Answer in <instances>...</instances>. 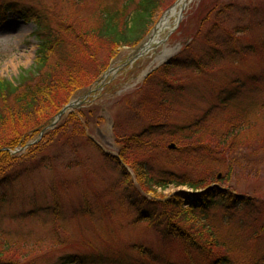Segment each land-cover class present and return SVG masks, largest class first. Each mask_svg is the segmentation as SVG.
<instances>
[{
  "label": "rangeland",
  "instance_id": "obj_1",
  "mask_svg": "<svg viewBox=\"0 0 264 264\" xmlns=\"http://www.w3.org/2000/svg\"><path fill=\"white\" fill-rule=\"evenodd\" d=\"M86 1L84 11L83 6L80 11L84 16L90 15L96 20L101 7L123 10L124 18L125 14L127 16L136 9L140 0ZM178 1H159V8L152 16V30ZM82 2L84 0H0V77L16 82L24 70L34 67L40 42L44 40L40 36L42 30L39 23L44 26L53 24L50 29L55 34L73 16L77 5L81 6ZM96 2H100L99 7ZM256 3H260V0H186L181 22L178 23L179 17L174 15L169 29L159 37L161 43L154 44L149 52L137 57L140 44L132 47L122 45L118 49L119 53L109 61L108 71L106 69L102 73L105 75L104 80L93 87L94 92L90 95L93 96L86 99L83 97L85 101L81 100L82 103L73 108L72 112L80 110L78 118L82 122L73 123L68 128L62 142L69 140V143L62 147L56 140L58 136H55L51 152L42 154L38 157L40 159L33 161L38 162L42 158L43 162L55 161L59 164L57 169L51 172L42 165L32 176L22 178L15 184V191L11 189L6 202H0V243L16 249V252L8 253L15 255V261L59 264L61 258L70 254L89 256L100 251L107 259L113 255L126 257L133 254L132 258L142 259V264L179 262V258H182L180 247H165L160 238L161 234L152 226L153 222L142 220L138 211L127 201L118 199V192L124 191L123 178L131 179L134 186L138 183L134 178L135 166L139 161L133 164V169L122 157L130 138L127 135L146 129L151 121L147 115L151 111L163 119L169 116L167 123L170 122L171 130L181 124H193L202 114H207L208 121L213 115L216 120H228L231 115L228 110L219 106L218 97L225 78L230 76L246 80L255 75L259 81L252 84L251 93L243 94L242 98L254 99L255 107L262 103L264 52L258 56L232 55L231 52L228 57L220 55V43L215 46V41L224 37V31L235 25H243L240 19L246 18L245 14H241L246 8L244 6L254 7ZM229 5H232V11ZM220 10L224 15H218ZM228 13L233 14L234 20ZM172 30L175 31L171 33ZM151 36L150 32L144 40H149ZM247 38L244 43L246 46L250 41L263 44L264 29H254ZM168 51L171 53L165 56ZM222 51L225 53V50ZM211 56H215L217 60L224 57L214 70L210 69L213 65L202 72L199 69L196 72L187 66V70L183 68L184 60L189 59L192 64L201 57L207 62ZM177 58L182 63L177 68H172L174 66L171 65ZM110 70L112 71L109 72ZM214 82L216 88L212 90L210 83ZM163 88L170 91L167 94L173 106H164L161 103ZM253 110L250 116L251 120L255 119L251 123L253 125L249 127L246 135L240 136V141L248 139L257 149L259 144H264V111H256L254 107ZM216 120L211 121L209 126L222 124ZM73 126L79 128L78 134L71 132ZM41 132L34 133L19 146L11 148V153H26L31 146V139L38 141L37 143L42 141L44 134L41 135ZM188 136L201 139L200 135L192 133ZM88 137L93 140L92 144ZM174 138L177 137L174 135ZM166 140L168 139L164 141ZM204 141L207 145L203 144L201 149L198 147L197 155L202 157L206 152L204 146H207L209 152L211 151L205 156L208 165L212 150L219 144L209 138H204ZM168 148L176 152L172 154L175 160L185 158L180 155L181 150L176 151L177 148H171L170 145ZM56 155L60 161L55 159ZM72 163L83 165L74 168V172L62 169L63 165ZM251 164L248 170L251 174L245 171L246 175L238 177L232 183L219 185L231 189L234 185L240 195H258L259 200L264 199V154ZM54 184H57L55 189L59 198L51 194L50 188ZM193 191L194 189L185 185L177 187L171 184L166 189H159L158 195H187L185 198L191 203L194 200ZM31 197L35 199L30 201ZM35 200L38 201L39 208L32 204ZM188 219V225L191 226L195 221L196 228H201L206 223L192 217ZM205 219L211 225L206 234L211 243L217 240L232 242L228 249L232 250L230 254L234 264H263L261 257L264 255V235L256 238L257 234L253 232L255 228L251 227L252 219L246 221L233 218L230 211L219 209L207 212ZM255 225L258 228L260 226ZM238 241L245 244L236 245L235 242ZM142 244L146 248H143L146 254L141 258L138 256L141 251H135L132 245L140 250Z\"/></svg>",
  "mask_w": 264,
  "mask_h": 264
},
{
  "label": "trees",
  "instance_id": "obj_2",
  "mask_svg": "<svg viewBox=\"0 0 264 264\" xmlns=\"http://www.w3.org/2000/svg\"><path fill=\"white\" fill-rule=\"evenodd\" d=\"M159 1L161 0H140L136 9L127 16L125 14L124 18L123 10L101 7L99 17L94 20L90 15L84 16L80 11L82 6L84 11L87 5V1L84 0L81 6L77 5V10L62 28L57 27L60 30L55 34L50 29L53 24L44 26L38 21L42 30L40 36L42 35L44 40L40 42L34 67L24 70L16 82L0 77V148H15L34 133L38 131L40 133L53 121L55 111L58 113L73 97L89 92L101 78L103 71L108 69L109 61L119 53L117 51L122 45L132 47L143 41L150 31L152 16L159 8ZM96 3L99 7L100 2ZM244 7L246 8L241 14H245L246 18L240 19L243 25L232 26L224 31V37L217 40L214 38L215 46L220 43L222 50H225V53L220 51L221 56L230 57L231 52L232 55L258 56L264 52V41L263 44L259 41L247 42V46L244 44L248 34L254 29H264V0H260L254 7L250 5ZM229 8L232 11V5H229ZM228 14L234 20L233 14ZM218 15H224V12L220 10ZM232 20L229 21L233 22ZM218 59L211 56V59L204 62L200 57L192 64L187 59L183 62V68L184 70L191 68L196 72L199 69L202 72L213 65L210 69L214 70L224 57ZM176 60L171 65L174 66L172 68H177L179 63H182L180 59ZM165 68L168 72L167 65ZM225 79L220 89L218 104L229 111L231 116L228 120H216L213 115L208 121L207 114H202L193 124L190 122L188 125L181 124L175 130H171L170 122L167 123L169 116L163 119L151 111L147 113L151 119L147 128H143L137 134L127 135L130 138L122 157L132 168L133 164L139 161L135 166L134 178L138 183L134 186L131 179L123 178L124 191L118 192V199L127 201L138 211L142 220L153 222L152 226L161 234L160 238L165 247H180L182 258H179L178 263L169 262L170 264H234L230 254L232 250L228 249L229 243L232 242L217 240L211 243L206 238L211 225L204 220V215L211 210H227L231 212V217L247 221L252 219L251 227H255L253 232L257 234L256 238L264 235V199L259 200L258 195L239 198L234 185L233 189L229 190H224L219 185L225 182L232 183L238 177L246 175L244 172L249 170L251 162L264 154V144H259L255 149L256 146L248 139L240 141V136L246 135L249 127L253 125L251 123L254 120H251L250 116L255 105L254 101L247 97L242 98V95L251 93V84L255 85L259 79L255 75L249 76L246 80L242 78L239 80L233 76ZM214 85L215 82L210 83L212 90L216 88ZM162 92L161 103L164 106H173L167 94L170 91L163 88ZM237 103L238 106L234 105ZM256 109L264 111V100ZM78 112L80 110L64 115L55 127L48 129L42 141L29 146L26 153L13 155L11 151H0V202H6L12 190L15 191V184L22 178L32 176L33 172L42 168V165L51 172L57 169L59 164L55 161L43 162L42 157L38 162L33 161L40 159L38 158L40 155L51 152L55 136H58L56 140L62 147L69 143V140L62 142V138L67 135L68 128L70 129L73 123L82 122L78 118ZM213 120L222 124L210 127ZM78 130V127L73 126L71 132L78 134ZM190 133L200 135L201 139L196 140L188 136ZM174 135L177 138H174ZM204 138L215 140L219 144L215 149L212 148V157L208 165L205 156L211 151L209 152L207 146H204L206 152L202 157L197 155L200 146L205 144ZM165 139L168 140L164 141ZM92 141L89 138L90 144ZM171 142L178 146L176 151L181 150L180 155H184L186 160L173 158L172 154L176 152L168 148ZM55 159L60 161L57 155ZM73 164L63 165L62 169L73 171L74 168L83 165ZM171 184L177 187L185 185L195 191L204 190L214 184L215 187L208 192L196 194L194 197L196 204L190 206L184 204L183 195L175 194L170 197L158 195L159 189H166ZM56 186L57 184H54L50 191L53 196L59 198ZM33 199L35 198L31 197L30 201ZM36 200L32 204L39 208ZM188 217L206 223L201 228L194 226L197 225L195 221L189 226ZM255 224H260L259 228ZM235 244L245 243L238 241ZM140 247L141 249L137 250L135 245L132 246L135 251H141L138 256L142 258L146 254L143 250L145 246L142 244ZM11 252H16V249L0 243V264L29 263L15 261V255L8 254ZM132 255L126 257L113 255L107 259L100 251L89 256L70 254L61 258L59 264H142V259L132 258ZM262 258L264 259V255Z\"/></svg>",
  "mask_w": 264,
  "mask_h": 264
},
{
  "label": "bare ground",
  "instance_id": "obj_3",
  "mask_svg": "<svg viewBox=\"0 0 264 264\" xmlns=\"http://www.w3.org/2000/svg\"><path fill=\"white\" fill-rule=\"evenodd\" d=\"M183 4H184V2L179 3L178 5H176L177 7H174V9H172L171 11H169V12L164 16V19L161 20V21L159 22V24L156 26V29H155V31H154L153 36L149 38L150 40H149L148 43L145 45V47H144V49H143V50H144L143 53H144V52H149V51L153 48L154 44H159V43H160V39H159V37L161 36V34H162L165 30L169 29L171 19L174 18V15L179 16V14H180V9H181V5H183ZM170 53H171V52L168 51V53L165 54V56H168ZM165 56H164V58H165Z\"/></svg>",
  "mask_w": 264,
  "mask_h": 264
},
{
  "label": "water",
  "instance_id": "obj_4",
  "mask_svg": "<svg viewBox=\"0 0 264 264\" xmlns=\"http://www.w3.org/2000/svg\"><path fill=\"white\" fill-rule=\"evenodd\" d=\"M181 19H182V17H181ZM180 19V20H181ZM73 104H71V105H69V106H66L65 108H63L62 110H61V112L57 115V118H60L66 111H68L70 108H72L71 106H72ZM172 147H175V145H172Z\"/></svg>",
  "mask_w": 264,
  "mask_h": 264
}]
</instances>
